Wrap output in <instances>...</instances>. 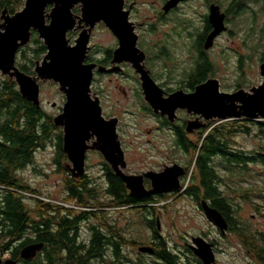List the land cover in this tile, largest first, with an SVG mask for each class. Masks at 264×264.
Instances as JSON below:
<instances>
[{"label": "rangeland", "instance_id": "374dc122", "mask_svg": "<svg viewBox=\"0 0 264 264\" xmlns=\"http://www.w3.org/2000/svg\"><path fill=\"white\" fill-rule=\"evenodd\" d=\"M212 1L217 3L224 13L231 2V0ZM125 2L126 7L131 6L133 9L131 20L142 24L139 33L144 46L149 47L148 63L157 76H162L170 68H176L175 73L187 71L195 66L193 58L199 62L200 57L194 56L191 46L196 38L195 35L202 33L207 22L209 12L207 0H187L168 15L163 14L162 10L166 0H125ZM51 6L47 8V12ZM80 7V4L76 5L73 12L81 15ZM46 21L48 22L49 19L47 18ZM150 24H154L151 29ZM226 25L228 29L214 40L213 46L207 51V59L213 65L211 77L218 80L222 92L232 93L238 89L250 91L252 87L259 86L263 81L260 64L264 51V1L249 2L244 10L229 14L226 16ZM80 32L81 29H77L67 35L71 44L75 43ZM33 36L42 42L35 32L32 33L29 44ZM201 39H196V43L199 44ZM155 44L165 45L168 56L157 58L152 48ZM88 45V55L92 59L102 58L116 47V39L103 23H99L90 32ZM44 56L45 54L38 61ZM124 72L119 76L111 75L112 80L107 76L103 80L100 79L99 85L95 84L91 95L100 97L107 115L118 116L122 122V138L128 146L127 171L137 173L150 169L157 170L165 164L172 163L188 167L193 152L177 151L172 146V138L163 131H157L155 119L142 109L139 99L135 97V83L129 76L130 69L126 67ZM32 76H36L35 71ZM0 77L10 78L1 73ZM39 82L41 105L45 112L55 117L62 111L65 96L53 80H39ZM98 89L102 90V94ZM53 103H56L54 107ZM229 120L232 119L225 121ZM54 137L34 153L31 164L16 172L20 185L36 190L34 193L23 194L24 205L35 219L39 218V212L43 208L41 205H55L60 210L65 208L72 211L80 210L73 202L65 200L71 173L68 169L70 163L66 160L63 162L69 174L58 171L54 162L56 157ZM193 140L195 141L196 138ZM235 141L236 149L251 154L264 143V136L259 135L257 128L253 127L250 134L237 133ZM100 162L101 157L97 154L91 153L87 157L86 173L96 184L102 183L103 179ZM217 169L222 177L219 189L236 208L235 217L242 226L250 227L251 231L264 233V165L250 163L243 169L244 171L237 168L231 172L224 170L217 163ZM196 172V168L191 167L188 174L185 173L181 181L183 190L188 184L193 186L198 184L199 176ZM192 174L194 178L191 177ZM157 202L153 210L159 215L161 233L170 246L182 249L184 241L190 236L206 235L209 239L219 242L214 264H261L246 251L237 234L227 232L221 236L203 212L197 208L196 202L190 198L181 195L174 198L169 195L158 199ZM141 212L122 209L119 214H111L115 218H120L122 238L125 243L120 262L114 263L108 256L103 264H128L129 260L158 264L153 257L140 254L138 251L137 244H147L151 238L144 224L145 217H141ZM85 229L82 234L83 239L87 235ZM27 234L32 235L31 231ZM128 240H133L131 243L136 246L129 244ZM0 256L7 258V251L4 250Z\"/></svg>", "mask_w": 264, "mask_h": 264}, {"label": "water", "instance_id": "95a60500", "mask_svg": "<svg viewBox=\"0 0 264 264\" xmlns=\"http://www.w3.org/2000/svg\"><path fill=\"white\" fill-rule=\"evenodd\" d=\"M186 0H166L162 7L164 13ZM124 0H25L24 7L14 14L4 9L0 16V73L14 79L20 94L27 101L39 107L40 82L53 80L65 96L62 112L53 118L56 127L63 128V150L72 162L70 172L77 178L84 174V160L88 148L100 149L111 163L115 173L125 183L130 195L137 198L177 191L181 188L179 178L185 170L179 164L165 167L161 172H147L140 175L126 174L125 162L116 141V119L105 120L98 97L91 95V82L95 63H86L89 50L90 31L97 23L105 26L118 38L119 47L114 51L113 62H130L141 75L142 88L146 101L156 112L161 109L174 114L176 108H185L203 117L204 120L246 119L264 120V62L260 64L263 81L250 91L238 89L235 92H222L219 82L211 78L198 85L192 93L175 92L163 97L162 89L155 83L145 69L144 52L137 47V35L129 21V11L124 10ZM80 4L81 15L73 9ZM49 12L47 8L50 6ZM47 18L49 21L47 22ZM208 23L211 31L204 41V49H210L214 40L228 28L226 14L213 2L209 6ZM81 29L75 44H69L67 34ZM33 32H37L46 47L41 61H36V76L29 75L16 65L20 48L26 46ZM56 103H53L54 107ZM194 122H189L188 131ZM203 126V125H201ZM96 137L95 147L88 141ZM99 141V142H98ZM111 150L102 148L103 144ZM148 177L152 187L146 189L143 180ZM206 219L221 233L228 230V222L222 213L207 204L201 203ZM42 244H30L21 250L23 259H32ZM194 254L202 264H214L216 255L213 244L197 236L192 239ZM140 252L153 253L149 246L139 247ZM0 264L2 260L0 259ZM3 264H14L6 260Z\"/></svg>", "mask_w": 264, "mask_h": 264}, {"label": "trees", "instance_id": "16d2710c", "mask_svg": "<svg viewBox=\"0 0 264 264\" xmlns=\"http://www.w3.org/2000/svg\"><path fill=\"white\" fill-rule=\"evenodd\" d=\"M260 1L264 0H231L225 14L228 16L229 14L240 12L247 8L249 2ZM24 2L25 0H0V16L4 9L9 14H14L22 8ZM209 31L210 25L207 23L203 36H206ZM18 54L19 56L16 57L18 68L29 75H33L35 63L43 54H46V47L43 42L33 36L31 43L20 48ZM261 61L264 62V51ZM195 66L201 69V71H213V65L206 57L201 56V60L199 62L196 61ZM53 118V115L45 112L42 105L37 107L23 98L15 80L8 77H0V255L4 250L8 249L13 241L27 234V231L33 233V230L38 225H42L45 230L41 239L47 242L48 245L54 242V232L51 230L54 216L51 214L50 204L41 205L43 208L38 215L41 223L37 222L26 209L23 201L24 193H34L36 190H33L29 186L20 185L16 178V172L31 164L34 153L39 148L44 147L54 136L56 145L54 162L59 172L69 174L66 167L63 166L66 156L63 151L62 131L54 125ZM209 127L211 129L209 131L203 130L195 141L184 138L180 142L186 153L193 152L189 166L186 167V175L192 167V169L196 168V173L199 176L198 184L191 191L198 197L203 189V197L211 200L212 205L226 217L231 231L235 232L243 243L248 244L250 248L253 246L260 260L264 261V246L258 245L256 238L254 242L251 239L246 242L247 237L245 238L244 226L235 217L236 208L228 198L222 195L219 189L222 177L220 171L217 169V163L224 170H231V172L237 168V170L244 171L243 169L250 163L264 165V143L251 154H246L235 147V136L239 132L250 134L253 131V127H256L259 135L264 136V120H214L209 122L207 128ZM107 174L111 179H117L113 177L112 172L107 171ZM69 177L65 200H79V205L91 203L90 198L96 197L97 192L93 191V188L88 185V181L77 180L71 175ZM191 177H193V174ZM111 188V191L115 190L120 196L119 204L121 206L141 202V200H134L129 197L128 190L122 182L116 181ZM147 200L149 199L145 201ZM62 210L58 209L57 217L62 227L66 225H73L75 227L77 222L83 219L77 215L64 214L60 216ZM141 210H145V208ZM147 212L150 213L149 211ZM153 213L154 210L153 212L151 211V214ZM144 217L147 216L144 215ZM76 231L77 229H74L71 237L68 236L64 229H60L58 233L62 241L69 242L71 245L72 258L74 259L72 264H88L87 260L89 257L97 255L100 244L103 242L99 235L96 234L93 244L86 250H83V245L77 246ZM155 234L158 235L157 232ZM25 239L23 241L24 244L32 241L28 237ZM159 245L165 251V242L160 240ZM51 250L50 246L46 247L47 259L49 261H52ZM165 254L167 256L165 255L163 259L168 264H177V262L173 261L174 256L169 255L166 251ZM134 264L146 263L139 260ZM188 264L202 263L198 259L192 258L188 260Z\"/></svg>", "mask_w": 264, "mask_h": 264}, {"label": "flooded vegetation", "instance_id": "af4514ba", "mask_svg": "<svg viewBox=\"0 0 264 264\" xmlns=\"http://www.w3.org/2000/svg\"><path fill=\"white\" fill-rule=\"evenodd\" d=\"M124 2H125V0H124ZM181 3H183V2H181ZM181 3H179L175 8L171 9L169 12H167V13L163 12V14L168 15L172 11H175ZM211 3H213L212 0H207V4L209 6ZM124 10L129 11L128 19L132 23V26L134 28V33L137 35L136 45L140 49V51L144 52V54H145V59L142 63L144 65L145 69L149 72V75L151 76V78L162 89L163 97L165 99L168 98L170 95H172L175 92L181 91L183 93H192L195 91V88L198 85H200V84H202V83H204L207 80L212 78L211 76L213 74V71H210V70L201 71V69L197 68L196 66L191 67L187 71L180 72V73L174 72V70H176V68H170V69H167L169 71L164 72L162 76H157L155 74V72H153V69H151L150 64L148 63V61L150 60L149 59L150 58L149 47L144 46V42H142V37L140 36V33H139V29H140V27H142V24H137L136 22L131 20V15H132L133 9L131 8V6L126 7V2L124 3ZM78 16H80V15H78ZM100 23H102V22H100ZM207 23H208V19H207L206 24L204 25V29H203L202 33L195 35L196 38L194 39L193 44L191 46L192 51H194V53H193L194 56H196V55L199 56L200 57L199 60H201V56L207 58V51L209 50V49L205 50L203 47L204 41H205L208 33L211 31V26H210V31L206 34V36H203L205 29L207 27ZM98 24L99 23H97L95 26H97ZM153 27H154V24H150V29ZM77 29H74V30H77ZM74 30H72V31H74ZM72 31H69L68 34L69 33L72 34ZM114 37L116 39V45H115L116 47L113 50H111L107 55L103 56L102 58L92 59V57H90L87 53V57H86L85 62L96 64V67L93 70V79L91 82V94L93 93V88L95 87V84L99 85L100 79L103 80L104 77H106V76L110 77L111 75H116V76L122 75V73H125L124 72L125 68L128 67L130 69L129 76L131 77V79L135 83V90H134L135 97H137L139 99L142 109L145 110L147 113H149L155 119L157 131L165 132L169 137L172 138V146L174 148H176L177 151L185 153V150H184L183 146L180 144V142L184 138L191 140V141H194L193 138L198 139L200 136V133L203 130L209 131L211 129V127H209V128H207V127H208L209 122L214 121V119L213 120H204L203 117H201L198 114H195L193 112H189L185 108H176L173 115H170V113H167V111H165V113L163 114L162 113L163 111L161 109H159L157 112L154 109H152L150 104L146 101L144 93H143L141 75L135 70V68L132 66V64L130 62H127V61H124L121 63L113 62L114 51L119 47L118 38L116 36H114ZM199 38L200 39L202 38V39H201V42L199 44H197L196 39H199ZM68 41H69V44H71V41L70 40H68ZM74 44H71V45H74ZM152 48H153L154 55H157L156 56L157 58H162V57L168 56V53L166 52V46L165 45L155 44V46ZM88 52H89V50H88ZM193 60H194L195 65H196L197 59L193 58ZM110 79H111V77H110ZM98 92L102 94L101 89H98ZM95 96L98 97L100 100L99 96H97V95H95ZM100 105L102 107V112H103L102 115H103L105 120L116 119V123H115V130H116V134H117L116 141L119 143L118 147H119V149H121L122 154H123V161L125 162V167L123 168V171L126 174L140 175V174H144V173H147L150 171L161 172L167 166H171L173 164H178V163L165 164L162 168H159L157 170L150 169L148 171L137 172V173L128 172L127 171L128 161H126V150L128 149V146L126 144L125 139L122 138V132H121L122 131V124H121L122 122L118 116L107 115L104 112L101 100H100ZM61 112H59V113H61ZM189 122H194L195 123L194 125H200V127H198V128L193 127V129L191 131H188L187 128H188ZM201 125H203V126H201ZM57 128L61 129L62 136H63V128L62 127H57ZM96 141H97V138L92 137L90 139V141L87 142V144L89 146L95 147L96 145L94 142H96ZM102 148L111 150V147L107 144V142L105 144H103ZM91 153L97 154L98 156L101 157V162L99 163V166H100L101 170L103 171V179L101 180L102 183H99V184L94 183L93 180L90 179L88 174L86 173L87 157ZM64 154L66 156V161L68 163H70L69 167H68V169L70 170V168L72 167V162L68 159L65 152H64ZM183 168H184L185 173H186V168L185 167H183ZM107 171L112 172L113 177L117 178L118 180L117 179H111L110 176L107 174ZM185 173H184V175H185ZM70 175L77 180L81 179L83 182L88 181V185L93 188V191L97 192V196L94 198L91 197L90 198L91 203H89L87 205H79L78 204L79 200H76V199H74L73 201H70V202L74 203L76 208H80V210L70 211L71 209L65 208L62 210V213L60 214V216H63L64 214L65 215L69 214L71 216L77 215L78 217H82L83 219L81 221H78L77 224L75 225V227L73 225H66L65 227H62L60 225L61 222L57 218L58 217V209H60V208L58 206L50 204L51 214H52V216H54V218L52 220L51 230L54 232L53 239H54L55 243L51 242L48 245L47 242H45L44 240L41 239V237H43V235L45 233V230H44V227L42 225H38V227L36 226V228H35L36 230L35 229L33 230L34 232L32 233L31 236L29 234H25L23 237H21V238L17 239L16 241H13L11 243V245L6 250L8 253V257L4 258V257L0 256V259L2 260V264L6 260L14 261V264H72L74 259L72 258L71 245L69 244V242L61 240V237L58 233V231L60 229H64V231L68 234L69 237L72 236L74 229H77V231H76L77 242L76 243H77V246L83 245L84 246L83 250H86L88 247H90L93 244V239L95 238L96 234L99 235V237L103 243L100 244L97 255L95 257H89V259L87 260L88 264H103L104 260L106 258L108 259V256H109V259L112 260L114 263L120 262L121 256L123 255L122 254L123 244L125 242H123V238H122L123 233H122V231H121L122 229L120 227V222H119L120 218L119 217L115 218V216H112L111 214L112 213L119 214V213H121L122 209H125L126 211H134V212L139 210V211H142L140 213L141 217L144 215L147 216L144 219V224L147 227V229L149 230L151 238L147 244H137V245H139L137 247H138V251H139V247H142L141 245L151 247L154 250L153 253H146V252H140V251H139V253L140 254H146V255L153 257L154 259H156V262L158 264H168L167 261L165 259H163L164 256L166 255L165 251L167 253H169V255L174 256L173 261L177 262V264H188V260L192 259V258H196L201 262V260L194 254V251L192 248V239H193V237H197V236H200V237L204 238L207 242L213 244V250L215 252L216 259H217V253L219 250V245H218L219 242L217 240H214V239L213 240L209 239L208 236H206V235L190 236L189 239H186L184 241L182 249H180L179 247L176 248V247L170 246L167 243V241L164 239V236L161 233L159 215L155 211L153 214H151V211L153 212V208L155 209L154 206L158 203L157 202L158 199L166 198L169 195H172L174 198H177L180 195L183 197L190 198L191 200L196 202V206H197V208H199L201 210V212H203V209L201 206V203L203 200H205L209 206L216 208L212 205L211 200H207L203 197V193H204L203 189L199 193L198 197L196 196V194H194L191 191V189L195 186H193L192 184L191 185L188 184L184 190L182 188H180L177 191H172V192L162 193V194H157V195H152V196H146V197H142V198H137V197L131 196L129 190L127 189L130 198H132L134 200H141V202L130 203V204L121 206L119 204L120 196L117 194V192L115 190L111 191L112 190L111 187L113 186V183H115L116 181L122 182L124 185H125V183L120 179L119 176H117V174L115 173L111 163L106 160L103 152L97 148H88L87 149L86 154H85V160H84V174L80 177H77V178L72 173H70ZM184 175L179 178L180 185H182L181 181H182ZM143 183H144V186L146 187V189H150L152 187V181L148 177H144ZM146 199H149V200L145 201ZM142 200H144V201H142ZM143 208H145V210H141ZM147 211H149L150 213H148ZM203 214H204V212H203ZM225 219H226V217H225ZM36 220H37V222L41 223V220H39V218ZM226 221L228 222L229 227L225 233H221L219 231V229L212 224L213 227L219 231V234L221 236H224L227 232H233L230 229L229 221L227 219H226ZM84 228H86L85 230L87 232L86 233L87 235L83 239L82 234L84 232ZM243 229H244L245 235H246L245 238L247 237L246 242L249 239H251V241L254 242L255 238H256L258 245L264 246V233L263 232L251 231L250 227H248V226H244ZM155 232H157L158 235H156ZM26 233H28V232H26ZM27 237L30 238V240H32V241H29L28 243L24 244L23 241H25L26 240L25 238H27ZM160 240L164 241L166 244L165 251H163V249L159 245ZM131 241H133V240H128V243L132 244V246H136V245H133V242L131 243ZM242 243H243V241H242ZM30 244H42V248L36 252L35 256L32 259H23L21 257V250L25 246H28ZM243 244H244V248L246 249V251L251 256H253L257 260H259V262L261 264H264V261L260 260L258 254L254 251L253 246H252V248H250L248 244H245V243H243ZM47 246H50L52 249L50 252L52 261H49L47 259V254H46V247ZM135 262L136 261H132V260L127 261L128 264H134Z\"/></svg>", "mask_w": 264, "mask_h": 264}]
</instances>
